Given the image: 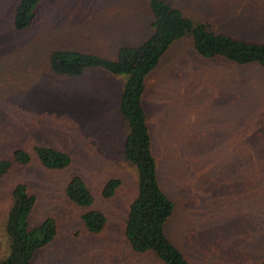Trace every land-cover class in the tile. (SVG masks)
Returning a JSON list of instances; mask_svg holds the SVG:
<instances>
[{"label":"rangeland","instance_id":"rangeland-1","mask_svg":"<svg viewBox=\"0 0 264 264\" xmlns=\"http://www.w3.org/2000/svg\"><path fill=\"white\" fill-rule=\"evenodd\" d=\"M17 1L0 0V159L43 145L69 153L73 163L55 172L34 158L0 179V260L10 252L12 192L25 183L37 196L31 223L53 217L59 225L58 238L37 254L35 264H162L151 254L135 253L125 234L138 195L137 169L124 152L128 126L119 109L129 75L89 69L71 78L50 68L57 49L116 59L121 47L148 40L154 33L148 2L46 0L35 25L18 32ZM168 1L197 24L211 22L217 32L264 43V0ZM146 86L159 181L177 205L167 234L192 264H261L264 69L205 59L188 36L173 44ZM75 176L85 179L95 209L108 217L99 235L86 230L83 210L66 196ZM112 178L121 179L122 187L105 199L101 191Z\"/></svg>","mask_w":264,"mask_h":264},{"label":"trees","instance_id":"trees-1","mask_svg":"<svg viewBox=\"0 0 264 264\" xmlns=\"http://www.w3.org/2000/svg\"><path fill=\"white\" fill-rule=\"evenodd\" d=\"M45 1L18 0L13 14L14 29L22 32L33 27ZM143 1L148 2L154 18V33L148 40L137 46L121 47L116 59L79 50L57 49L51 53L50 68L58 76L71 78L80 77L89 69L105 70L115 76L129 75L119 109L128 126L124 152L126 160L137 169L138 195L130 206L125 234L137 254H151L162 264H192L166 231L177 205L164 192L159 181L160 171L144 104L146 80L173 44L188 36L192 37L198 54L205 59H224L240 65H258L263 69L264 43L217 32L212 29L211 22L197 24L168 0ZM34 158L55 172L66 170L73 163L69 153L49 146H37L33 152L18 149L11 157L0 159V179L17 167L29 166ZM122 183L119 178L110 179L101 191L102 196L114 198ZM65 193L75 206L83 210L86 230L93 235L101 234L107 227L108 217L95 209L96 197L85 179L73 177ZM12 197L13 205L6 225L10 252L0 264H35L37 254L58 238V222L49 217L38 225L31 223L29 218L36 208L37 196L27 184L18 183ZM2 250L0 241V253Z\"/></svg>","mask_w":264,"mask_h":264},{"label":"crops","instance_id":"crops-1","mask_svg":"<svg viewBox=\"0 0 264 264\" xmlns=\"http://www.w3.org/2000/svg\"><path fill=\"white\" fill-rule=\"evenodd\" d=\"M153 26V25H152ZM125 46H137V45H125Z\"/></svg>","mask_w":264,"mask_h":264}]
</instances>
